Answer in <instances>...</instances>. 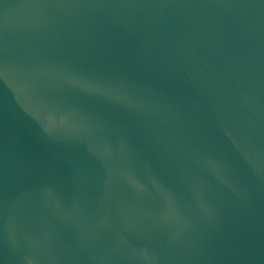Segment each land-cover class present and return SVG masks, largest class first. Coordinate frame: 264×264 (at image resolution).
<instances>
[{
    "label": "water",
    "instance_id": "obj_1",
    "mask_svg": "<svg viewBox=\"0 0 264 264\" xmlns=\"http://www.w3.org/2000/svg\"><path fill=\"white\" fill-rule=\"evenodd\" d=\"M0 264H264V0H0Z\"/></svg>",
    "mask_w": 264,
    "mask_h": 264
}]
</instances>
